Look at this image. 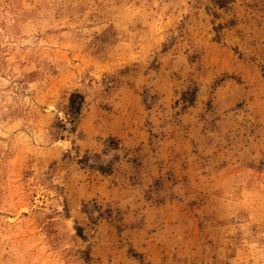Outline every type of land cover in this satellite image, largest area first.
<instances>
[{"label": "rangeland", "instance_id": "obj_1", "mask_svg": "<svg viewBox=\"0 0 264 264\" xmlns=\"http://www.w3.org/2000/svg\"><path fill=\"white\" fill-rule=\"evenodd\" d=\"M0 264H264V0H0Z\"/></svg>", "mask_w": 264, "mask_h": 264}]
</instances>
